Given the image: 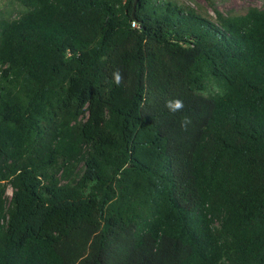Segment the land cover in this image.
<instances>
[{"label": "trees", "instance_id": "obj_1", "mask_svg": "<svg viewBox=\"0 0 264 264\" xmlns=\"http://www.w3.org/2000/svg\"><path fill=\"white\" fill-rule=\"evenodd\" d=\"M10 1L0 264H264V9Z\"/></svg>", "mask_w": 264, "mask_h": 264}, {"label": "rangeland", "instance_id": "obj_2", "mask_svg": "<svg viewBox=\"0 0 264 264\" xmlns=\"http://www.w3.org/2000/svg\"><path fill=\"white\" fill-rule=\"evenodd\" d=\"M193 9L198 11L207 10L211 16H214L212 7L208 4L207 0H177ZM214 5L221 11H227L229 9L240 10L246 7H257L264 9V0H213ZM23 8L16 2L10 0H0V16L4 18H16ZM222 87L219 83L209 79L207 82V88L205 94H213L220 92ZM7 196L11 195V188L8 186L6 191Z\"/></svg>", "mask_w": 264, "mask_h": 264}, {"label": "clouds", "instance_id": "obj_3", "mask_svg": "<svg viewBox=\"0 0 264 264\" xmlns=\"http://www.w3.org/2000/svg\"><path fill=\"white\" fill-rule=\"evenodd\" d=\"M111 76H112V82L116 86H120L122 79H123L120 71L119 70L113 71ZM165 107L169 110V112L176 113V112L181 111L184 108V103L180 99H169L165 102ZM190 123L191 121L189 117H183L181 120V127L186 129L187 125Z\"/></svg>", "mask_w": 264, "mask_h": 264}]
</instances>
